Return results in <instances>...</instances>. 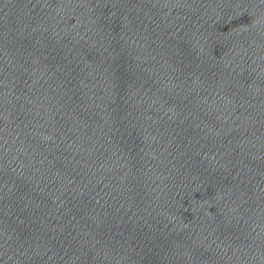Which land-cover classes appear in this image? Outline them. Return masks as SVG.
Masks as SVG:
<instances>
[{"label":"water","instance_id":"obj_1","mask_svg":"<svg viewBox=\"0 0 264 264\" xmlns=\"http://www.w3.org/2000/svg\"><path fill=\"white\" fill-rule=\"evenodd\" d=\"M0 264H264V0H0Z\"/></svg>","mask_w":264,"mask_h":264}]
</instances>
